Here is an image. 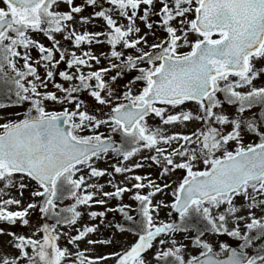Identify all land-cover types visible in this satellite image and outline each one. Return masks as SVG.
<instances>
[{
    "label": "snow or ice",
    "instance_id": "6c2138e0",
    "mask_svg": "<svg viewBox=\"0 0 264 264\" xmlns=\"http://www.w3.org/2000/svg\"><path fill=\"white\" fill-rule=\"evenodd\" d=\"M0 264H264V0H0Z\"/></svg>",
    "mask_w": 264,
    "mask_h": 264
},
{
    "label": "rangeland",
    "instance_id": "374dc122",
    "mask_svg": "<svg viewBox=\"0 0 264 264\" xmlns=\"http://www.w3.org/2000/svg\"><path fill=\"white\" fill-rule=\"evenodd\" d=\"M101 166L103 167L104 165H101ZM162 215H163V213H162ZM129 239H131V238L129 237ZM220 239H227V238L226 237H220ZM229 243H232V241L230 240Z\"/></svg>",
    "mask_w": 264,
    "mask_h": 264
}]
</instances>
